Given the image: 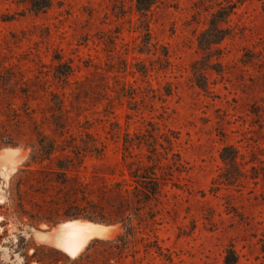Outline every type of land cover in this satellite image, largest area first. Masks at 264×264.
Segmentation results:
<instances>
[{"label": "rangeland", "instance_id": "1", "mask_svg": "<svg viewBox=\"0 0 264 264\" xmlns=\"http://www.w3.org/2000/svg\"><path fill=\"white\" fill-rule=\"evenodd\" d=\"M219 11L226 35L205 55ZM225 146L232 185L217 182ZM144 172L159 183L147 203ZM118 203L128 232L80 220L111 230L75 256L35 237L79 221L64 220L72 207ZM227 249L264 264V0H156L145 14L135 0L38 13L0 0V264H222Z\"/></svg>", "mask_w": 264, "mask_h": 264}, {"label": "trees", "instance_id": "2", "mask_svg": "<svg viewBox=\"0 0 264 264\" xmlns=\"http://www.w3.org/2000/svg\"><path fill=\"white\" fill-rule=\"evenodd\" d=\"M17 3H22L24 0H14ZM156 0H135L136 11L139 14H145L148 9L155 3ZM50 0H28V9L32 13H38L48 8ZM227 16V12L219 11L211 16L208 28L200 34L198 38V47L203 54H208L212 45L218 44L226 35L224 30L218 27V24L223 18ZM39 146L45 150V155H49L52 152V146L50 144L44 145V140H39ZM220 160L223 163V170L218 176V184L232 185L240 178V172L237 164V153L234 148L225 146L220 152ZM143 175H148L150 178H142V176H136V179L141 181V200L147 203L151 199H154L159 193V183L155 178L154 173L144 172ZM150 181V186L147 183ZM124 204V203H123ZM85 207H72L67 214H64V220H88L89 222L103 225H115L118 223L126 224L125 230L127 231L128 223L130 222L129 217L125 214L127 211L124 209L125 204L121 203L114 205L113 211L103 212V209L99 205L85 204ZM122 238L119 237L118 241ZM94 243L109 244V241L94 240L90 245ZM89 245V247H90ZM88 250V248H86ZM83 253L73 260H68L70 264H81L84 263ZM222 264H236V254L232 249H227L222 260Z\"/></svg>", "mask_w": 264, "mask_h": 264}, {"label": "bare ground", "instance_id": "3", "mask_svg": "<svg viewBox=\"0 0 264 264\" xmlns=\"http://www.w3.org/2000/svg\"><path fill=\"white\" fill-rule=\"evenodd\" d=\"M9 151L10 150L5 154L6 156L11 154L12 151ZM110 230L111 228L81 222L80 220L68 221L58 225L48 233H37L35 237L38 240L61 250L63 253L73 256L70 253L75 251V255H77L83 250L89 239L94 237H107Z\"/></svg>", "mask_w": 264, "mask_h": 264}, {"label": "snow or ice", "instance_id": "4", "mask_svg": "<svg viewBox=\"0 0 264 264\" xmlns=\"http://www.w3.org/2000/svg\"><path fill=\"white\" fill-rule=\"evenodd\" d=\"M70 254L74 256L75 255V251L71 252Z\"/></svg>", "mask_w": 264, "mask_h": 264}]
</instances>
